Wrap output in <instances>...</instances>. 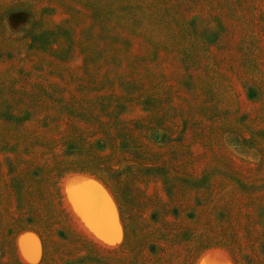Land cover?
I'll list each match as a JSON object with an SVG mask.
<instances>
[{
    "label": "rangeland",
    "instance_id": "1",
    "mask_svg": "<svg viewBox=\"0 0 264 264\" xmlns=\"http://www.w3.org/2000/svg\"><path fill=\"white\" fill-rule=\"evenodd\" d=\"M50 171L102 264H264V0H0V260L98 264Z\"/></svg>",
    "mask_w": 264,
    "mask_h": 264
},
{
    "label": "trees",
    "instance_id": "2",
    "mask_svg": "<svg viewBox=\"0 0 264 264\" xmlns=\"http://www.w3.org/2000/svg\"><path fill=\"white\" fill-rule=\"evenodd\" d=\"M49 175H51V173H53V171L48 172ZM118 177H120V171H113L110 176L108 178H104L109 184L114 185L116 183H118ZM48 181L50 182V187H51V200L48 203V206H50L49 210L51 209V215L55 216V217H62L65 219V227L68 230V236L69 238L75 242L76 240H78L77 245L80 248V251L84 250L87 251V253L89 254V257L91 256H95V258L93 259L96 263L98 264H102V258L101 256L105 255V256H109L111 257V259L113 260V258L116 260V255L118 253L121 252V250H101L97 247V245L89 242L88 240H86L85 238H83L82 236H80L70 225V221L68 220V218L65 215V212L63 210V208L61 207V203H60V198H59V192H58V187H57V175L54 176V174H52L49 178ZM228 198V196H227ZM44 203L41 205V207H43ZM2 203H0V220L2 222ZM34 213V212H32ZM49 213V212H48ZM43 214V213H42ZM41 213H37V214H32L28 216V223H29V219H30V223H35V226L33 227L34 229H36L38 231V233L42 236L43 241L46 245V250L48 253V257L50 258L53 254H55V250H54V241L50 238L51 232L52 230H50L48 228V224L49 222H51V219L47 218V222H43L44 219H46V215L43 216ZM42 218V219H40ZM30 225V224H29ZM47 225V226H46ZM60 237L64 238L63 235H60ZM130 240H136L135 236L132 235V238H129L128 234H127V241L129 242ZM135 242V241H134ZM264 244V237L261 241ZM140 243V242H139ZM236 246V244H234ZM233 260L235 261L236 264H245V259L247 258L246 256H242L241 255V251L237 248V250L234 252L233 248L229 245L228 246ZM152 256H170L173 254V252L170 249H166L163 250L162 246H160L158 243L156 244H149L148 245V250H147ZM99 252L102 255L101 256H97L96 253ZM195 253V252H193ZM108 254V255H106ZM192 254V252L190 251L187 255L188 257ZM258 254L260 256V258H264V256H261L262 254H264V246H260ZM98 257V258H97ZM71 261V263H67L66 261L63 262V264H83L82 261H84V258H80L79 257H72L71 259H68ZM121 260V259H119ZM258 257H254V261H257ZM81 262V263H80ZM0 264H19L17 261L12 262V263H7L4 262L3 260H0Z\"/></svg>",
    "mask_w": 264,
    "mask_h": 264
},
{
    "label": "bare ground",
    "instance_id": "3",
    "mask_svg": "<svg viewBox=\"0 0 264 264\" xmlns=\"http://www.w3.org/2000/svg\"><path fill=\"white\" fill-rule=\"evenodd\" d=\"M101 236H103L102 234H101ZM100 238H102V237H100ZM104 239V238H103ZM105 239H107L108 240V238H105ZM112 243V242H111ZM114 243V242H113Z\"/></svg>",
    "mask_w": 264,
    "mask_h": 264
}]
</instances>
